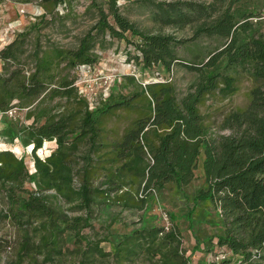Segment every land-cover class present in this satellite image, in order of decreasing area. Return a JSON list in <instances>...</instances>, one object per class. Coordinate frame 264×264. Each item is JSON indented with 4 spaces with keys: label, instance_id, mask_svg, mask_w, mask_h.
Instances as JSON below:
<instances>
[{
    "label": "trees",
    "instance_id": "obj_1",
    "mask_svg": "<svg viewBox=\"0 0 264 264\" xmlns=\"http://www.w3.org/2000/svg\"><path fill=\"white\" fill-rule=\"evenodd\" d=\"M244 1L136 0L155 25L192 28L191 37L180 38L140 27L121 10L119 0H92L98 20L78 45L34 49L35 68L29 74L17 66L26 53L28 31L0 47L2 68L8 69L0 72V112L26 107L27 116L34 117L26 129L36 167L34 174L23 157L13 150H0V195L7 207L5 217L22 225L30 218L39 221V227L49 231L40 241L53 236L57 242L61 221L66 220L63 214H56L51 197L62 198L87 214L99 203L143 209L153 192L169 183L186 191L197 178L203 156L207 187L198 192L194 203L210 201L216 209L224 232L210 240L226 247L223 253L229 254L209 264H242L263 254L264 18L257 10L237 13L238 4ZM39 2L45 9L39 15L43 20L60 4L71 3ZM37 25L35 22L31 26L35 29ZM106 34L125 39L134 48L129 57L145 68L162 64L171 72L175 65L182 64L197 71L193 89L180 97L172 80L143 84L126 75L119 91L90 108L88 99L78 95L75 81L61 75L60 64L66 61L77 68L91 65L98 56L94 48L104 42ZM203 38H214L218 47L200 62L181 58V48ZM220 63L223 66L217 71ZM205 68L212 70L206 72ZM242 77L252 81L248 103L231 110L216 124L201 106L209 97L235 94ZM57 98L60 101L55 108L45 105ZM125 118L127 124L120 136L110 124ZM45 140H54L56 149L42 159L37 152ZM34 180L40 189L27 190L26 183ZM190 210L192 214L193 208ZM89 222V215H77L68 228L79 232ZM28 243L22 241L18 263L27 257L24 252ZM115 245L109 253L96 243H86L87 249L102 258L112 255L115 264H132L145 253L151 259L157 257L161 264H191L181 254L180 237L173 226L143 227ZM46 255L50 264H57L55 257Z\"/></svg>",
    "mask_w": 264,
    "mask_h": 264
},
{
    "label": "rangeland",
    "instance_id": "obj_2",
    "mask_svg": "<svg viewBox=\"0 0 264 264\" xmlns=\"http://www.w3.org/2000/svg\"><path fill=\"white\" fill-rule=\"evenodd\" d=\"M71 3L60 4L52 14L42 19L39 15L45 12L39 0L32 2H16L14 0H0V47L7 45L18 37L20 33L29 32L24 48L26 53L17 64L27 74L35 68L34 49L46 48H75L80 39L97 22V8L92 0H70ZM169 1V0H168ZM107 6V4H105ZM121 10L133 21L138 22L142 28H151L156 32L174 33L180 38L193 35L191 27L180 30L175 27H161L150 20L148 12L143 9L136 0H119ZM239 11L250 12L257 10L264 18V0H245L237 6ZM258 19V18H257ZM255 19V20H257ZM39 23L35 29L33 23ZM101 38V37H100ZM102 39V38H101ZM219 42L214 38H203L197 42H189L187 47L181 48L179 55L182 59L202 61L209 51L218 47ZM134 48L128 45L125 39L111 37L106 34V39L101 45L94 48L97 53L96 60L89 66H70L66 61H61V75L74 80L79 96L88 99L90 108L102 98H107L111 92L119 91V85L123 76L132 75L143 84L161 80H172L178 89V95L184 97L193 88L198 80L197 71L190 70L180 65H175L171 72H167L162 64L155 65L152 69L136 64L129 57ZM183 61V60H182ZM185 62V61H183ZM186 63V62H185ZM0 59V72H8L2 68ZM223 64L220 63L217 71ZM15 66H11L15 69ZM212 68H205L210 71ZM52 86L56 84L51 83ZM252 87V81L242 77L239 81V89L233 95H218L209 97L201 111L210 115V119L220 124L224 116L231 110L243 107L248 103V91ZM126 90L124 89V92ZM40 101V100H39ZM38 101V102H39ZM60 101L48 100L45 105L55 108ZM66 100L64 99L63 102ZM17 101H14L16 103ZM37 102V103H38ZM35 103V105L37 104ZM28 108L12 107L5 113H0V150H13L19 157H23L26 166L35 174L36 167L32 156V144L30 143L26 127L34 122V117H28ZM127 118L120 120L115 127L121 136L127 124ZM44 121V119L42 120ZM41 121V123H42ZM223 132H229L224 130ZM56 149L54 140H45L37 155L42 159L50 155ZM203 156L200 158L199 168L196 170V179L186 191H181L176 184H167L163 189L154 191L143 209L122 208L118 204L107 205L99 203L94 205L91 214L83 209L73 208V205L51 197V201L57 206L59 217L63 214L66 221H61L60 232L56 238L50 236L46 242L40 241L42 235L49 231L39 227L38 222L29 219L23 225L15 222L12 217H5L7 207L0 195V264H17L19 251L22 249V241L29 242L24 260L18 264H50L47 260L55 257L57 264H115L113 258H102L90 248L87 242L98 244L106 252H113L119 239L143 229V227L168 226L175 227L180 237L181 254L190 259L191 264H209L216 260L217 255L229 257L226 247H220L211 242L210 237L222 235L223 225L220 217L210 201L194 203V197L201 189L207 187L203 171ZM25 188L30 191L40 189L39 182H27ZM55 193V191H45ZM22 195V194H20ZM193 212L191 214V210ZM68 215V218L64 215ZM77 215H89V225L76 232L68 228L72 217ZM58 218V216H57ZM59 251V252H58ZM37 261V262H36ZM132 264H161L157 257L151 259L145 253L140 259ZM242 264H264L263 254L255 257L252 262Z\"/></svg>",
    "mask_w": 264,
    "mask_h": 264
},
{
    "label": "built area",
    "instance_id": "obj_3",
    "mask_svg": "<svg viewBox=\"0 0 264 264\" xmlns=\"http://www.w3.org/2000/svg\"><path fill=\"white\" fill-rule=\"evenodd\" d=\"M9 111V110H8ZM7 112V111H6ZM0 113H5V112H0ZM167 228H169L168 226H166ZM225 259V256L224 255H217L216 256V261H220V260H223Z\"/></svg>",
    "mask_w": 264,
    "mask_h": 264
},
{
    "label": "crops",
    "instance_id": "obj_4",
    "mask_svg": "<svg viewBox=\"0 0 264 264\" xmlns=\"http://www.w3.org/2000/svg\"><path fill=\"white\" fill-rule=\"evenodd\" d=\"M3 46V45H2Z\"/></svg>",
    "mask_w": 264,
    "mask_h": 264
}]
</instances>
